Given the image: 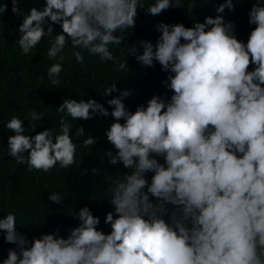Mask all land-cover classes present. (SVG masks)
<instances>
[{
  "label": "clouds",
  "instance_id": "1",
  "mask_svg": "<svg viewBox=\"0 0 264 264\" xmlns=\"http://www.w3.org/2000/svg\"><path fill=\"white\" fill-rule=\"evenodd\" d=\"M22 2L11 0V11L22 17L16 44L26 56L48 38L47 59L55 62L47 76L54 89L66 57L83 64L86 53L126 76L129 56L142 68L158 63L167 73V91L132 111L125 99L134 89L119 90L118 79L99 94L119 93L106 99L111 110L96 98H64L56 108L58 130L25 134L42 121L35 109L25 114L27 126L16 115L5 121L15 133L7 139V155L29 172L49 173L57 165L79 167L67 118L111 116L104 135L112 148L104 156L126 171L111 176L105 189L112 206L104 218L109 231L98 227L100 216L85 205L68 213L78 225L67 236L57 228L29 239L10 211L0 218V233L15 247L0 264H264V0H255L248 12L255 27L246 42L237 37L235 22L225 19L234 0H223L215 16L194 19L190 27L158 22L155 42L139 39L120 56L111 49L127 40L138 9L154 16L175 7L191 13L196 0H44L27 11ZM7 8L0 5V12ZM84 132L80 126L75 135ZM96 144L89 135L79 147ZM48 200L62 204L64 197L51 191Z\"/></svg>",
  "mask_w": 264,
  "mask_h": 264
},
{
  "label": "trees",
  "instance_id": "2",
  "mask_svg": "<svg viewBox=\"0 0 264 264\" xmlns=\"http://www.w3.org/2000/svg\"><path fill=\"white\" fill-rule=\"evenodd\" d=\"M36 2L23 0L19 7L27 11L33 6H42L44 0ZM151 2L152 0H146V3ZM222 2L223 0H196L197 7L191 13L183 7H175L154 16L138 9L135 28L127 36V40L122 41L121 47L111 50L115 56H120L139 39L155 42L159 35L155 25L160 21L183 23L189 27L194 23V19L202 22L207 15L215 16V6ZM254 2L255 0H234L235 9L231 12L226 9L225 19L235 22L237 37L245 42L255 27L248 23V12ZM5 3L8 4L7 10L0 12V218L7 212H13L17 219L18 231L26 233L29 239L57 228L60 229V235L67 236L66 230L78 225V218L68 213L78 212L81 207L87 205L94 215L100 216L101 223L98 227L107 232L110 229L104 224V218L107 212L112 210V206L104 195L105 189L111 176L126 171L122 164L108 163L107 157L104 156V152L112 148L104 130L113 122V118L99 115L90 120L73 121L70 117L67 118L73 124L70 135L78 144L76 160L79 167L74 164L70 169H60L57 165L49 173L35 170L29 172L26 164H18L14 158L7 155V139L15 133L6 129L4 123L16 115L22 120L25 119L24 124L27 126L29 120L25 114L35 109L42 114V121H35V131L26 130L25 134L34 135L45 128L58 130L57 121L61 114L56 108L67 97L77 100L96 98L111 110V106L106 104V99L119 93L113 92L107 98L99 94L104 86L118 79L120 80L116 83L119 90L134 89V94L125 99V104L135 111L139 104L145 103L153 94H164L167 91L162 83L167 73L161 70L158 63L154 68H142L134 56L128 57L130 72L127 76L115 72L112 62H100L98 57H89L86 53H83L84 63L78 64L75 58L71 57L69 41L65 52L71 59L66 57L63 62L61 84L54 89L47 76V69L55 62L47 59L48 38H42L32 52L22 56L16 44L22 17L11 11V0H0V5ZM54 30L59 32V25H54ZM251 68L250 64L249 69ZM168 95L171 93L168 92ZM80 126L85 129L84 135L76 137V128ZM89 135L97 138V144L87 149L79 147L80 141ZM92 168L97 169L95 176L92 174ZM84 169L88 171L84 173ZM150 176L151 173L148 174L149 178ZM51 191L59 192L64 197V202L56 204L49 201ZM14 247V244L6 243L0 233V260L7 256L9 248Z\"/></svg>",
  "mask_w": 264,
  "mask_h": 264
}]
</instances>
